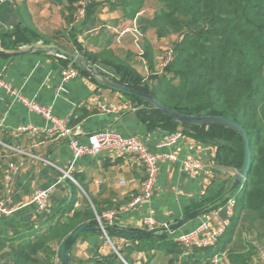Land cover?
I'll list each match as a JSON object with an SVG mask.
<instances>
[{"label":"crops","instance_id":"1","mask_svg":"<svg viewBox=\"0 0 264 264\" xmlns=\"http://www.w3.org/2000/svg\"><path fill=\"white\" fill-rule=\"evenodd\" d=\"M118 2L120 0H108L99 6L92 16L93 25L82 30L85 8L91 3L103 2L78 0L73 4V21L69 22L66 19L70 16L67 0H0V36H13L18 30L31 28L52 43L63 46L62 49L77 53L70 37L71 30H76V39L86 52L97 54L107 48L122 59L113 50L112 40L116 33L108 29L101 32L100 24L112 25L119 30L125 28V24L130 27L134 20L151 19L161 4L157 0H146L136 18L128 20L116 6ZM148 35L152 38L155 34L152 30L144 33L154 55L155 46ZM167 38H171L173 44L178 39L175 35ZM61 40L64 43H59ZM23 47L5 49L0 42V51H19ZM140 62L143 68H148L146 60ZM70 64L65 58L46 51L0 55V78L28 101L49 107L54 117L65 120L68 127L78 129L80 133L74 139L80 145L87 143L88 134L103 130L142 139L146 149L160 157L153 195L149 201L128 208L140 194L145 177L144 168L136 157L115 158L100 153L73 160L67 138L49 133L52 129L49 121L0 89V201L12 210L10 215L0 216V237L12 239L14 244L29 242L58 221L72 216L73 212H84L88 208L93 211L96 208L102 214L114 213L110 226L116 229L142 231L141 219L148 209H152L156 231L165 233L176 247L167 252L134 250L126 258L122 256L128 264H229L225 252L209 257L204 250L181 248L175 239L191 233L202 223L215 227L217 217L226 218L221 211L224 205L221 202L233 197L235 171L218 166L215 147L191 137L182 135L175 145H163L168 132L158 127L149 128L123 93L98 84L91 76L78 73L64 82L61 72ZM93 68L110 82L120 79L104 64L96 62ZM98 102L112 106L114 110L101 113L96 107ZM27 126H34L39 131L18 132L19 128ZM170 154L175 155L174 161L167 159ZM185 159L203 164L198 176L192 177L183 170L181 162ZM11 164L17 166L15 171L10 170ZM71 166L73 181L63 178ZM51 187L54 192L47 208L37 211L31 202L32 195L37 189ZM67 209H70L69 213L63 212ZM195 211H198L197 215L179 224ZM246 226L247 235L241 237V246L253 244L257 249L250 264H263L258 259V251L264 248V243L258 231ZM237 232L238 229L232 246L236 243ZM111 239L120 250L130 245L122 237ZM52 246L53 249L57 247ZM112 253L104 234L97 231L81 233L67 252L69 264L100 261ZM7 254L8 248H5L0 264H11ZM60 264L63 263L60 261Z\"/></svg>","mask_w":264,"mask_h":264},{"label":"trees","instance_id":"2","mask_svg":"<svg viewBox=\"0 0 264 264\" xmlns=\"http://www.w3.org/2000/svg\"><path fill=\"white\" fill-rule=\"evenodd\" d=\"M77 1L67 0L70 16L66 19L69 22L73 21V4ZM145 1L120 0L116 6L121 8L125 19L133 20L144 8ZM157 2L161 6L153 17L138 21L141 32L144 35L152 30L158 38L175 35L178 39L171 46L169 63L157 75L152 47L147 40L144 41V59L153 74V83H147L126 60L107 48L97 54L86 52L76 39V30H71L70 37L77 54L87 64L82 67L70 65L77 68L78 73L91 76L87 73L88 66L93 67L99 62L119 75L120 79L114 83L147 93L170 110L188 116L231 118L244 128L250 151L247 179L241 189H234L237 194L228 228L214 247L201 250L207 251L209 257L225 252L229 264H250L257 248L251 243L234 247L232 239L241 222L245 221L249 228H257L264 243V0ZM99 6L91 3L85 8L82 30L93 25L92 16ZM38 41L52 43L31 28L18 30L13 36H0L1 45L10 50ZM123 95L137 108V115L149 128L180 132L183 136L210 144L215 147L218 166L234 171L241 169L243 143L236 131L213 124H184L165 116L139 98ZM63 212L69 213L70 209ZM95 215L101 216L102 212L96 208L95 211L88 208L84 212H73L72 216L58 221L29 242L14 244L12 239L0 237V261L2 252L8 248L11 264H50L56 254L59 257L62 242L79 226L89 223L99 227ZM105 227L116 229L110 225ZM153 233L155 236L148 239L124 238L130 245L120 250L121 256L126 258L134 250L167 252L176 247L165 233ZM53 244L57 245L56 249ZM88 264L124 263L112 253Z\"/></svg>","mask_w":264,"mask_h":264},{"label":"built area","instance_id":"3","mask_svg":"<svg viewBox=\"0 0 264 264\" xmlns=\"http://www.w3.org/2000/svg\"><path fill=\"white\" fill-rule=\"evenodd\" d=\"M137 20H134L132 25L129 28L122 30L121 34L129 33L131 34V39L133 45L136 47L137 55L144 63V51L140 45V38H142L141 32L137 28ZM107 29L115 32L116 34L120 33L121 30L116 29L112 26H107ZM119 35V34H118ZM119 37V36H118ZM172 55V49L170 48L164 57V62L159 66V68L155 69L156 74H161L165 66L169 63ZM157 67V66H156ZM63 81L66 82L78 74L77 68L72 65L66 67L62 72ZM0 89L6 91L8 94L14 96V98L24 104L30 111L39 114L42 118L49 121L52 124V129L49 130V133H56L60 137L67 138L69 141V146L72 152L73 160L83 156V155H97L100 153H108L114 156L115 158H123L126 156L136 157L139 162L142 164L144 168V180L141 183L140 194L133 199V201L129 204L128 208H133L134 206L147 202L151 199L153 195L155 180L157 176V164L160 159L159 156L150 153L146 147L142 139L136 137H122L121 135L109 131L103 130L99 132L90 133L86 136L87 143L85 145H80L74 136L80 133L78 129H73L68 127L65 120H60L54 117L50 108L46 106H42L31 101H28L24 97H22L19 93L12 90L10 86L5 83L0 78ZM96 107L101 113H109L114 108L112 106H106L101 104L100 102L96 103ZM39 129L34 126H27L23 128H19L18 132L25 133H36ZM182 134L180 132L168 133L165 140L163 141V145L165 146H173L175 145L181 138ZM14 151H17L13 149ZM168 160L174 161L176 159L174 154H170L167 156ZM181 166L184 171H186L190 176L196 177L203 170L204 166L201 162L197 160L185 159L181 162ZM17 169L16 165L11 164L10 170L15 171ZM72 166L68 171L64 172V177L66 179L72 180L71 176ZM122 184L124 182H121ZM54 192V188L48 189H37L32 195L31 202L35 204L37 211L42 212L47 208L49 200ZM235 206V196L228 198L224 205L221 208V211L226 215L225 219L217 217L218 224L215 227L209 225V223H202L199 227H197L194 231L189 234L181 235L175 239V242L183 249L193 250V249H206L211 248L216 245L218 240L224 234L225 230L228 228L231 217L233 215V210ZM12 210H10L4 203L3 200L0 201V216L2 215H10ZM97 221L99 223V227L103 231L105 240L107 244H109L115 253L124 264H128L120 254V247L116 246L110 236H108L103 228L106 225H111L114 220V213L106 212L101 216H97ZM141 226L143 231L155 232L157 230L156 221L153 218V210L148 209L147 214L141 219ZM258 259L260 262L264 264V248L259 249L258 251ZM50 264H60V260L58 254H56Z\"/></svg>","mask_w":264,"mask_h":264},{"label":"water","instance_id":"4","mask_svg":"<svg viewBox=\"0 0 264 264\" xmlns=\"http://www.w3.org/2000/svg\"><path fill=\"white\" fill-rule=\"evenodd\" d=\"M30 51H46L51 52L55 55H58L60 57H63L65 59H68L71 63H73L77 67H82V65L87 64L85 60L77 53L66 51L59 46H57L54 43L44 44V43H35L31 45L24 46L19 51H0V55H10V54H17L21 52H30ZM87 73L91 75V77L100 85L108 87L112 90L121 92L123 94L134 96L136 98H139L150 105H152L155 109L159 110L162 114L165 116L176 120L178 122L184 123V124H193V125H206V124H213L218 126H223L230 128L234 131H236L243 143V164L240 170L236 171L234 173V183L232 188L236 189L239 187L240 189L244 186L245 181L247 179L248 175V169L250 164V151H249V144L247 139V134L244 130V128L239 125L237 122L232 120L231 118H225V117H210V116H188L179 114L173 110H170L163 106L156 98L153 96L141 92L139 90H135L126 86H121L119 84H115L113 82H110L109 80L104 79L100 76L98 71H96L93 67L88 66ZM198 211L192 212L185 216L182 220H180L179 224H182L189 218L197 215ZM104 232L110 236H118L122 238H128V239H134V240H142V239H148L155 234L153 232L149 231H127V230H121V229H110V228H103ZM101 232L100 227H94L93 225L84 224L79 226L75 231H73L71 234L67 236V238L62 242L60 248H59V258L60 261L63 264H69L70 258L67 254L70 247L74 244L76 238L84 232Z\"/></svg>","mask_w":264,"mask_h":264},{"label":"rangeland","instance_id":"5","mask_svg":"<svg viewBox=\"0 0 264 264\" xmlns=\"http://www.w3.org/2000/svg\"><path fill=\"white\" fill-rule=\"evenodd\" d=\"M96 1L103 2L100 4V6L103 5L105 2L108 3V0H96ZM136 23H137L138 30L141 32L142 26L140 27L138 21H136ZM100 26H101L100 27L101 32L107 30V28H106L107 25L105 23H101ZM108 26H112V25H108ZM126 28H129L128 24H125V28L120 29L121 31H120V33H118L119 35L116 34V36L115 35L113 36V38H114V39L112 38L113 39L112 40L113 41L112 42L113 50H115V52L122 58V60H126L128 62V64L131 67H133V69L137 72V74L141 78L145 79V81L147 83L151 84L154 81V79H151V76L153 74H151L148 71L149 70L148 68L146 69V68L142 67L141 62H140L141 59L137 55L136 47L133 45L130 32L121 34L122 30H124ZM141 34H142V38H140V45L144 51V45H145L144 41L148 40V39H146V36H144L142 32H141ZM153 36L151 38L148 35V38L150 40H152V42L155 46L154 60H155V69H157L164 62V57L166 56V54H167L168 50L171 48V46H173V43H172L173 41L171 38H167L168 36H165L163 38H158L156 35H153ZM64 39H66V38H64ZM61 42H63V40H61L59 43H61ZM60 47H63V46H60ZM232 171H234V170H232ZM234 194L235 195L237 194V190H235L233 192V196H235ZM246 224L247 223H245V221H242L241 224L239 225L240 227L238 228V232L236 235V243H235L234 247H240L241 246V237H243L244 234L247 235ZM254 230L258 231L257 228H255Z\"/></svg>","mask_w":264,"mask_h":264}]
</instances>
